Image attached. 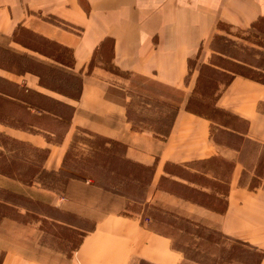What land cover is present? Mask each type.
<instances>
[{
  "label": "crops",
  "instance_id": "1",
  "mask_svg": "<svg viewBox=\"0 0 264 264\" xmlns=\"http://www.w3.org/2000/svg\"><path fill=\"white\" fill-rule=\"evenodd\" d=\"M221 24L229 31L262 36L264 0H0V38L7 39L9 48L30 46L23 41L27 34L72 51L73 71L83 76L81 97L67 101L75 108L72 124L123 145L127 160L153 169L145 203L149 204L155 196L166 198L164 204L153 202V207L169 212H180L175 207L185 209L187 218L218 231L227 242L225 247L234 244L258 255L251 263L249 257H240L245 256L238 248L231 264H264V84L236 77L222 89L216 106L234 116L228 125H218L185 110L199 75H191L189 61L211 44ZM108 42H112V65L160 87L148 89L155 97L172 101V107L178 104L166 138L151 131H138L130 122L128 100L123 93L132 81L102 66H93L95 55ZM249 46L264 53L256 41L249 42ZM5 73L24 79L30 89L54 95L40 88L37 76ZM177 92L179 96L173 95ZM3 128L15 140L40 150L50 149L43 166L62 170L68 139L58 148L49 145L41 134ZM199 163H212L203 171L208 179H217L216 212L176 193L179 189L175 187L191 192L197 189L185 175L198 174L195 165ZM176 168L179 170L174 171ZM3 179L15 184L20 190L17 192L24 195H30L34 188ZM79 188L70 184L67 192L76 194L74 201L55 204L93 222L92 230L77 242L69 257L41 241L42 222L22 224L9 216L0 219V263L183 264L185 259L173 249L171 240L149 230L141 219L124 216L119 208L100 215L95 201L84 206L85 212L78 205ZM203 190L202 193L212 194L211 190ZM123 199H114V203ZM12 207L11 212L18 209L19 215L28 216L27 208L17 204ZM97 214L101 216L98 219Z\"/></svg>",
  "mask_w": 264,
  "mask_h": 264
},
{
  "label": "rangeland",
  "instance_id": "2",
  "mask_svg": "<svg viewBox=\"0 0 264 264\" xmlns=\"http://www.w3.org/2000/svg\"><path fill=\"white\" fill-rule=\"evenodd\" d=\"M219 27H220V31H223V32H220V31L216 32L217 34H215V36L213 37L211 44L203 48V50L199 53L198 56L191 59V63H190L191 68L189 70L191 74L193 73L199 74V70L202 68V66L207 65L210 61L216 65L220 64V65L230 66V64L227 65L226 63L222 62L221 59H225V58L220 56L221 58L220 59L219 56H217L213 51L214 49H221L222 46H227V44L224 43L225 40L221 38H217V36L223 37L224 35H226L228 36V38H231V40L234 39L235 41L238 42V44H240V46H237L238 48H229L230 50L228 51L233 52L232 54L234 55H238L239 57L245 58V59H255L256 56L259 58L261 57L262 54L258 53V50H256L255 48H250L249 42L251 43L253 41H256V42L264 41V34L260 37L255 38V35L257 36L258 34L254 32H251L248 35L247 32H239L236 30L229 31L225 27V25H222V24ZM224 30L229 31V33H232V34H230L229 36L226 34ZM260 38H263V40ZM23 41H25L29 45H32L34 47L41 49L42 51L47 52L48 54H53L56 49V46L55 47L46 46L44 44L45 43L44 40H42L41 38L31 37L27 34H25V38H23ZM12 53L30 54L27 51V49H21L19 47L9 48L7 46V39L0 38V78L7 77V79L8 78L13 79L14 82L18 83V85L29 88L27 85H24L25 84L24 79L16 77L14 75L7 74L5 73V71H2L1 69V68L10 67L12 65V56H11ZM32 54L33 53H31L30 55ZM72 55L73 54H69V52L67 51L65 52L63 50H60L57 54H55V56L66 58L67 63H69L67 65H70V62L72 60ZM111 55H112V42H108L106 46L101 51L99 50L97 55H95L93 66H102L105 69L110 68L111 67V63H110ZM33 56L47 64L53 63L52 60L47 59L43 56L36 55V54H33ZM229 56L231 55L229 54ZM203 73L206 78L213 75L212 71L208 68H204ZM217 77L219 79L224 78L221 72L217 74ZM129 80L132 81V84L128 88V90L125 93H123V96L124 97L127 96V100H128L127 108H128V111L130 110L128 114L130 122L133 123V125L136 126V128H140V129L141 128L153 129L155 126L162 124L163 122L159 123L157 120L159 118L158 111H160L164 107L166 108V107L175 106V104L171 105L172 101L166 99L165 97H155V94L150 93L148 89H153V88L160 89V87L154 85L153 83L147 80H144L142 78L133 77V76H130ZM47 81L49 82V79ZM75 84L77 85L76 82ZM31 87L34 88L36 87V85L32 84ZM64 87L69 88L70 83L69 82L64 83ZM40 88H43V87L40 86ZM48 92L54 94V95H51L52 97H55L64 102L71 100L64 96L57 95L51 91H48ZM178 93L179 92H177V94L173 93V95L179 96L180 93L179 94ZM139 96L145 97V99L147 100H144V98H140ZM32 99L33 101H37L34 96H32ZM178 100H180L179 97H178ZM2 103H7V101L5 98L0 96V105ZM9 108L10 109L8 110H11L15 113L12 115L16 117H22V121H18L16 119L6 117L3 112L4 110H7V104L1 105L0 119L4 120L5 122L0 120V138L4 137L5 139L8 140V138L10 137L9 138L10 140L15 139L9 134V131L7 128H3L4 126L5 127L9 126L7 125L9 123L15 127L20 126L22 128L27 129V130H24L21 128V131L23 132H27L31 134H41L46 139V141L48 138L47 142L49 145H53L58 148L62 147L63 143L67 139L69 141V147L66 153L64 154V158H63L62 170L60 171L48 170V168L44 166L41 168V170L39 169L41 173H42V169L45 172H43V174H41L34 180L35 181L33 185L34 188H31L30 190L31 193H29L30 195H24V193H18L17 191H20V190L17 186H15V184H10L9 182L8 183L5 182L3 178H7V177L0 176V191H9L12 202L24 208H27L26 210H27L28 216L24 214L19 215L18 214L19 210L15 209L16 213L10 212L12 217L18 218L19 222L22 224L27 221L32 224H39L37 222H34V221H38L35 219V216L41 215V214L45 215V220L40 224L41 232H43L41 241L45 242V244H48L47 246H49L50 248L63 253L66 257H69V255L72 252H74L73 248L76 247L77 242L78 241L80 242L83 236H85L93 228V222L88 221V219H86L82 215L81 216L76 215V214L71 213L70 211L63 210L61 206H55V204H60V203L63 204L64 202L71 203L72 201H74L73 198L76 196V194H72V193L69 194L67 192V189L69 188L70 184L79 185L80 193H79L78 200L80 201V203H78V205L79 207H81V209H85V212L87 208L84 206L87 203H90L91 201H95V204L100 206L99 210L97 211V213H99L100 215L110 214V212H113L115 211V209L119 208L118 210L120 214L124 216L139 218L142 220L143 223L151 226V228L158 229L159 228L158 223H153V221H150L147 219V216L154 212L156 214H161L165 218L180 221L181 223L179 224L178 228L181 231L188 230L190 231L191 234H195V233H198V231L200 230V229H196L197 227L195 223H198V222H195L193 219L186 217L188 213L185 209H180L179 207H175L180 212H169L165 210L153 211V208H154L152 205L153 202L158 201L164 204L165 202H167V199L166 198L160 199L155 196L152 198V200L150 199L151 202L149 204L148 203L146 204L145 203V199H146L145 189L146 188L136 190L135 189L136 185L134 183L130 186L128 190L123 191L124 194L122 197L124 198L123 199L124 201L114 203L115 202L114 199H117L113 197L115 194L110 193V192H105L104 190H103L104 192L102 191V187L110 182V179H107L103 175H101L103 173L102 172L103 169L101 167H103L104 161L106 160V158L102 159V161L100 162V160H97L95 156L94 157L88 156L89 149L87 147L88 144L86 143V140L92 141L94 138L86 134V131H88L86 130V128L79 127L76 124L73 125L72 120L68 126L66 125V123H63V125H60V126H58L57 123H46V124L38 123L36 118L29 119L28 113H26L24 109L19 108L14 104H10ZM173 108L178 110L179 109L178 104L176 107H173ZM32 113L35 114L36 113L35 110H32ZM23 116H25L26 119ZM211 118H213L212 121L217 123L218 125L229 124L233 122L231 118L218 115V114L215 116H212ZM32 123L35 124V127L33 128L36 130V132H33L30 130ZM140 129H138V131ZM80 130L82 131L86 130V131L82 132ZM213 132H214V129H213ZM13 135L19 137L21 134L13 133ZM216 135L218 138L221 139V137H219L218 134ZM23 137L24 135L21 137V139H23ZM75 137H77V140L75 143L76 146L75 145L73 146V142L76 139ZM49 141H53V142H49ZM14 142H15L14 143L15 145L13 146L14 147L13 150L15 152H19L18 153L19 155L18 154L12 155L14 156V159L17 162H25L20 159L22 158L21 156L25 155L26 157L27 155L33 159L31 161L33 164V168L41 166L44 162L43 159L46 155L45 152L49 153L50 151V149L40 150L38 148L31 146L29 143H26V142L24 143L23 141L19 139H17ZM2 149H0L1 152L3 151ZM253 150L255 154L256 149L254 147H253ZM15 156L17 157L15 158ZM4 158H5V154L1 155L0 162H2ZM70 158L72 160H79V159L85 160V162L83 163L84 166L82 165V168L83 170H90V174L92 173L91 174L92 179L91 180L71 179L68 174V173L72 174L71 168L73 167L70 162ZM64 161H67L65 166H64ZM114 162L116 166L114 164L113 167H115L118 170L119 164H117V162H119V159L115 160ZM212 163H215V162H212ZM212 163L210 164L199 163V164H196L195 167L199 170H204L206 169L207 165H211ZM137 165L144 167L140 164H136L134 167L135 169H139ZM23 167H24V164H19L16 169L11 170L13 172V175L14 176H16L15 174L20 175V172H23V171H26V169H29L28 167H26L25 169ZM64 168H65V171H64ZM178 170L179 168L174 169V171H178ZM50 172L57 174V176L50 175L49 174ZM31 175H32V172H31ZM74 176L79 177L77 176V174ZM185 178H187L188 181L190 180L193 181L197 189L191 192V191H183L180 188L175 187V190L179 189L178 191L176 190V193L181 194L184 197L190 198L192 200L194 199L197 201H205V202L211 203L210 200L212 199L207 198L205 194L202 193L201 191L205 192L203 189L211 190L212 191L211 196H215L214 187L217 184V179L214 176H212L213 179L211 178L208 179L207 176H201L199 173L194 174L193 176H191L190 173H188L187 176L185 175ZM7 179H9V181H12V183L21 184L17 180H14L11 178H7ZM56 179H58L59 181H63L65 179L69 183L63 186L60 182L56 183L55 181ZM26 186L28 187V185ZM34 189H36L37 191ZM98 190H101V193H99ZM102 192L104 195L102 194ZM152 194H153V191H150L149 197H151ZM1 198H4L3 195ZM220 209H222V206L220 207ZM99 214H97L96 219L101 217ZM22 217L23 219H21ZM186 218L189 219L192 224H187L184 221ZM181 227H184L183 230L181 229ZM211 229L212 230L210 232L208 230V232L210 233L209 242L206 240L208 232L204 233V236L206 235V237L204 238L205 240L199 239V237L195 238L193 235H189L187 238L185 237L186 242L183 243L182 241H180L179 238H175V243H176L175 250L185 259L183 264H214L215 260H217V263L219 262V257L217 256L216 252L222 251L226 253L225 246L227 242L224 241L225 238H222L219 232L215 230L217 234L219 235L216 241L214 237V228H211ZM160 232H165V231L161 230ZM22 234H25V233H22ZM233 247H238L241 249L240 251H242L243 255L245 256V257L240 256L241 258L249 257V261L251 263H255L258 255L256 256V254L251 252L250 249L248 248L245 249L244 247H240L234 244H233ZM251 257L253 258L251 259ZM243 260L246 261L245 259ZM136 264H147V263L137 261ZM223 264H231V262H225Z\"/></svg>",
  "mask_w": 264,
  "mask_h": 264
},
{
  "label": "trees",
  "instance_id": "3",
  "mask_svg": "<svg viewBox=\"0 0 264 264\" xmlns=\"http://www.w3.org/2000/svg\"><path fill=\"white\" fill-rule=\"evenodd\" d=\"M217 38H221L225 40L224 43L227 44V46H222L221 49L213 48L214 49L213 51L217 56H219V58L220 56L225 58V59H221V58L220 59L222 60L223 63H226L227 65L230 64V66L220 65V64L216 65L213 62L202 66V68L199 70V75H198L195 89L192 92L191 96L188 98L187 103L185 105V110L187 112L192 113L196 116L205 118L210 121L213 120V118L211 117L217 114L235 119L234 116L226 113L225 111L220 110L216 106V101L218 97L220 96L222 89L227 87L234 78L243 77V78L255 81L257 83L264 84V73H263L264 53L263 52L258 51V53L262 54L260 57L261 59L259 58L258 60L241 58L238 55L232 54L233 52L228 51L230 50L229 48H238L237 46H240V44H238L237 41H233L231 39H228L227 37H221V36L220 37L217 36ZM260 39L263 40V38H260ZM44 42L46 46H49V47L56 46L55 52L53 54H48L47 52L42 51L41 49L34 47L32 45L27 46L26 49L30 54L35 53L47 59L52 60L53 62L52 64H47L41 61L40 59H37L36 57L33 56V54L30 55V54L12 53L11 55L12 65L10 67L1 68V69L6 72L15 74L17 76H24L27 74L37 76L39 78L40 86H42L44 89L51 91L57 95L64 96L71 100L79 99L82 94L83 76L78 75L73 71V65H74L73 55H72V60L70 62V65H67L69 63H67L66 58L55 56V54H57L60 50H63L65 52L67 51L69 52V54H72V51L65 47H61L55 43H51V42L48 43V41H44ZM257 44H259V46L264 48L263 42H257ZM103 48H104V45L102 46L101 50ZM229 54L231 56H229ZM190 63H191V60L189 61V70L191 68ZM204 68L210 69L213 75L206 78L203 73ZM220 69H222V72ZM106 70L116 76H119L127 80L131 76L130 73L123 72L112 64H111V67ZM219 72L223 74V77H224L223 79H219L217 77V74ZM48 79H49V82L47 81ZM74 81L77 83V85L75 84ZM68 82L70 83V87L65 88L64 83H68ZM0 96L5 98L7 101V103L1 104V105L7 104V110H4L3 112L4 115L8 118H13L18 121H22V117H16L12 115L15 113L11 110H8L10 109L9 108L10 104H14L17 107L24 109L26 113H28L29 119L36 118L38 123H44V124L57 123V125L60 126V125H63V123H66V125L68 126L71 123L72 117L75 114V108L72 105H70L69 102L67 101L64 102L55 97H52L51 95H46L36 90L34 91L33 89L27 88L25 86H20L3 77L0 78ZM32 96H34L37 101H33ZM140 98H144V100H147L145 99V97H140ZM1 105H0V110H1ZM164 108L158 111L159 118L157 120L159 123L163 122L162 124L155 126L153 129H149V128L140 129V128H136V126L135 127L133 126V127L135 129H140V131H151L160 138H166L170 133V130L172 128V125H173V122L175 120L178 110L173 107H166L165 109ZM32 110H35L36 113L33 114ZM127 111H128V108H127ZM129 111H128V114H129ZM168 111L171 113H169ZM23 117L25 118V116ZM1 121L5 122L4 120H1ZM7 125H9L11 128H16L20 130L22 128L20 126L15 127L9 123ZM225 125H228V124H225ZM33 127H35V124L32 123L30 130L33 132H36V130ZM22 129L27 130L25 128H22ZM85 131H82V132H85ZM86 134L94 138L92 141L86 140V143L88 144L87 147L89 149L88 156L89 157L95 156L97 160H100V162L102 161V159L106 158L105 161L103 160L104 165L103 167H101L103 169L102 170L103 173L101 175H103L107 179H110V182L102 187V191L104 190L105 192H110V193L115 194L113 196L114 198L123 199L122 197L124 194L123 191L128 190L133 183L136 185V188H135L136 190H140L142 188L147 189V187L151 184V180L153 177L152 168L141 167L137 165L139 169H135L134 167L137 163L127 160L125 158V147L123 145L116 143L114 141H110L108 139L99 137L88 131H86ZM9 138L8 140L5 139L4 137L0 138V149L3 148L2 149L3 151L2 152L0 151V156L5 154L4 160L0 162L1 164L0 176H4L7 178L17 180L23 185L33 186L35 183L34 180L38 176L43 174V172H45L42 169V173H41L40 170L43 167L44 162L46 161L48 153L45 152L46 155L43 159L44 161L43 164L36 168H33V164L31 162L33 159L27 155L26 157L25 155L21 156L22 158L20 159L25 162H17L14 159V156H12L13 154L19 153L13 150L14 148L13 146L15 145L14 141L16 140L11 138L12 140H14L12 141ZM75 138L76 139L73 142V146L75 145L76 140H77V137ZM47 141H48V138H47ZM49 142H53V141H49ZM16 157L17 156H15V158ZM117 159H119V162H117V164H119L118 170L115 167H113V165L115 164L114 161ZM66 162L67 161H64V166ZM70 162L73 166L71 168L72 174L68 173L71 179H78V180L80 179L91 180L92 179L91 178L92 173L90 174V170H83L82 168V165L84 166L83 163L85 162V160L83 159L72 160L70 158ZM19 164H24L23 168L25 169L26 167H28L29 169H26V171H23V172L19 171L20 175L14 173L16 175L14 176L11 170L16 169ZM64 171H65V168H64ZM31 172H32V175H31ZM198 172L201 176H206L203 170H199ZM49 174L57 176V174H54L52 172H50ZM76 174L79 177L74 176ZM55 181L56 183L60 182L63 186L69 183L65 179L63 181H59L58 179H56ZM204 194L207 198L212 199L210 200L211 203L205 202V201H197L194 199L193 201L216 212L217 211V206L215 205L216 197L211 196L210 194L208 195L206 193ZM2 195L4 198H1ZM10 197L11 196H10L9 191H0V219L1 220L11 216L10 212L13 208L12 206L15 205V203L12 202V199ZM157 210H160V209L155 208V207L153 208V211H157ZM35 219L38 220L37 222H43L45 220V215L44 214L36 215ZM147 219L150 221H153V223H158L159 228L153 229L151 228V226L143 222L142 224H144L149 230L155 232L157 235L170 239L174 250H175V244H176L175 238H179L180 241H182L183 243L186 242V238L189 235H193L195 238L199 237V239H204L206 237V235L204 236V233L208 232V230L209 232L212 230L205 224L195 223L197 227L196 229H200L198 233L194 232L195 234H191L190 231L188 230L181 231L178 228L179 224L181 223L180 221L165 218L161 214H156L154 212L148 215ZM184 221L187 224H192L191 221L187 218ZM183 228L184 227H181L182 230ZM161 230L165 231L166 233L160 232ZM209 232L206 237V240L208 242L210 241ZM214 237H215V240L217 241V238L219 237V235L217 234L215 229H214ZM237 250H238V247L229 246V247H225L226 253L222 251L216 252L217 256L219 257V262L217 263V260H215L214 264H223L225 262H231L233 260V256L237 254Z\"/></svg>",
  "mask_w": 264,
  "mask_h": 264
}]
</instances>
